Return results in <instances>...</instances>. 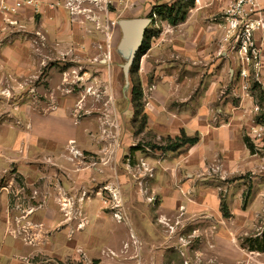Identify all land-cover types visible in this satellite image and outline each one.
<instances>
[{"label": "rangeland", "instance_id": "374dc122", "mask_svg": "<svg viewBox=\"0 0 264 264\" xmlns=\"http://www.w3.org/2000/svg\"><path fill=\"white\" fill-rule=\"evenodd\" d=\"M40 2L11 17L16 25L0 17V195L9 201L8 236L54 264L62 263L41 251L50 253L46 241L63 231L75 239L68 264H264V252L253 250L264 243V165L228 176L208 145L200 148L201 167L188 164L184 149L152 150L180 128L211 137L208 125L198 129L185 116L187 105H198L200 86L193 82L187 93L180 60L150 50L140 56L139 49L126 71L119 19L98 0L50 3L71 27L68 37L64 31L51 41L38 30ZM24 10L28 18H17ZM163 23L156 17L147 28L151 46L161 41ZM253 91L260 93L254 81ZM53 134L68 138L37 139Z\"/></svg>", "mask_w": 264, "mask_h": 264}, {"label": "crops", "instance_id": "0c3cea01", "mask_svg": "<svg viewBox=\"0 0 264 264\" xmlns=\"http://www.w3.org/2000/svg\"><path fill=\"white\" fill-rule=\"evenodd\" d=\"M42 1L43 6L40 9V14L43 17H41L38 30L42 33L47 32L51 41L53 37L58 38L63 35L64 31H67L64 35L68 37L71 27L67 21L65 11L49 8L50 3H56L58 0ZM178 1L98 0V6L101 10L106 11L111 4L112 13H116L119 20L124 16V19L121 20L151 19L148 16L153 7L161 4L172 6ZM230 1L196 0L185 22L177 26H170L164 21L161 41L155 44L152 43V46L150 44L149 49L153 53H161L165 58L175 57L180 60L182 75L186 79L187 93H191L189 87L192 86L193 82L194 85L200 86V96L196 101L198 105H187L185 116L187 119H193L198 129L208 125L211 137H199V141L195 146L184 148L191 159L188 164L196 163L201 167L204 155L199 154V152L203 148L207 149L208 145L211 154L220 159L223 170L228 176H231L234 172H252L254 168L264 165V161L260 160L258 153L255 155L250 153L245 140L241 137V131L245 129L246 136L249 138V129L254 122L251 119L255 116L252 108L255 103H258L257 96L262 101V110H264V31L255 34V41L262 50L263 57L261 80L256 83L260 93L253 91L251 92L252 96L242 97L239 89L240 64L237 54L221 41L223 36L221 29L222 17ZM258 4L264 17V0H258ZM27 16L26 10H24L17 18L26 20ZM237 94L240 95L239 98L243 99L240 105L233 102V96ZM192 108L194 110H191ZM248 120L250 121L248 122ZM184 131L183 128H180V134ZM44 138L61 142L68 137H60L57 134L50 137L47 135L46 137H37V139ZM203 143L206 144L202 146ZM255 149V151H262L256 147ZM179 153L182 152L179 151ZM184 166L185 164H183ZM177 173L180 175V169ZM166 179L170 178L166 176ZM159 180H163L165 184L164 173L160 175ZM166 184L168 189L172 187L170 181ZM8 203L7 194H1L0 264H54L50 259H35L38 256V251L31 249L24 243L14 241L8 236L6 223L11 219L9 209H7ZM46 242L49 243L50 253L41 251V254L48 255L62 264H68L67 261L75 259V239L69 237L66 231L56 232L55 235L51 236L50 241ZM94 243L95 241L92 243L88 240V244ZM88 250H91L90 246ZM90 253L97 257L100 256L95 248Z\"/></svg>", "mask_w": 264, "mask_h": 264}, {"label": "built area", "instance_id": "2783aa9c", "mask_svg": "<svg viewBox=\"0 0 264 264\" xmlns=\"http://www.w3.org/2000/svg\"><path fill=\"white\" fill-rule=\"evenodd\" d=\"M64 1L69 8L74 4L73 0ZM28 5L38 10L41 2L40 0H0V17L6 19L7 23L16 25L17 21H12L11 17L18 15ZM221 29L222 43L237 54L241 67L239 89L248 97L251 82H260L263 69L262 50L255 41V34L264 31V17L258 0H231L224 11ZM252 109L255 114L262 111L258 103H255ZM249 139L257 149L264 151V121L253 122L249 129Z\"/></svg>", "mask_w": 264, "mask_h": 264}, {"label": "trees", "instance_id": "16d2710c", "mask_svg": "<svg viewBox=\"0 0 264 264\" xmlns=\"http://www.w3.org/2000/svg\"><path fill=\"white\" fill-rule=\"evenodd\" d=\"M196 0H179L172 6H168L165 4H161L153 7L151 13L149 14V18L154 19V16L157 18L166 21L170 26H177L186 21L188 13L190 9L194 6ZM151 36H145L143 44L140 50V56H144L148 50L150 49V41ZM139 99V92L136 88L133 89V102L134 106H137V102ZM144 122H146V118L144 117ZM259 121H264V110L263 113L258 117ZM197 137H188L184 132H181L179 137L175 139L167 138L165 142L166 146L163 147H152V150L162 151L164 153H177L180 150L186 147H193L198 143ZM245 142L249 148L252 150V146L249 144V140L245 139ZM258 252H264V243L260 244L258 247L254 248Z\"/></svg>", "mask_w": 264, "mask_h": 264}, {"label": "water", "instance_id": "95a60500", "mask_svg": "<svg viewBox=\"0 0 264 264\" xmlns=\"http://www.w3.org/2000/svg\"><path fill=\"white\" fill-rule=\"evenodd\" d=\"M151 24L152 19H133L118 21V26L122 31V40L119 45V49L122 51L123 56H128L127 65L124 67L126 71L128 66L132 65L136 53L139 51V49H141L146 30Z\"/></svg>", "mask_w": 264, "mask_h": 264}]
</instances>
